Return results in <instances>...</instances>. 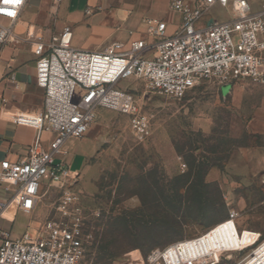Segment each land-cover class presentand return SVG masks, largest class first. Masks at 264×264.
I'll return each instance as SVG.
<instances>
[{"label": "rangeland", "instance_id": "1", "mask_svg": "<svg viewBox=\"0 0 264 264\" xmlns=\"http://www.w3.org/2000/svg\"><path fill=\"white\" fill-rule=\"evenodd\" d=\"M118 87L136 95L151 119V137L138 142L127 115L99 109L86 136L67 142L73 179L55 188L45 182L32 214L6 212L15 216L12 227L2 222L12 236L53 217L69 190L79 196L92 235L80 264H148L151 251L206 231L197 246L205 256L240 250L253 232L264 238V86L209 81L182 100L141 80ZM230 211L238 236L231 224L220 226Z\"/></svg>", "mask_w": 264, "mask_h": 264}, {"label": "built area", "instance_id": "2", "mask_svg": "<svg viewBox=\"0 0 264 264\" xmlns=\"http://www.w3.org/2000/svg\"><path fill=\"white\" fill-rule=\"evenodd\" d=\"M26 2L0 0V18L10 22L8 26L0 24L1 45L10 42L13 26ZM215 6L231 10L232 18L203 22ZM171 8L182 16L181 27L173 35L168 34L165 22L150 18L145 20L146 38L128 44L114 42L101 52L74 47L70 26L48 42L35 45L37 83L45 91L44 106L41 112L25 118V124L37 131L29 157L16 163L0 162V191L11 194L8 199H0V264L81 263L85 244L92 235L85 227L76 193L63 191L54 216L38 227L29 225L18 237L12 236L15 216L10 220L4 214L10 209L15 215L36 212L45 182L47 187L55 188L73 179L75 172L62 159L67 154L64 148L69 140L86 136L99 109L127 115L138 142L151 137V119L133 91L118 87L121 82L141 80L149 88L177 100L209 81L249 80L264 86V3L254 10L249 0H196L195 4L172 0ZM44 136H48L47 141ZM181 168L185 170L186 164ZM229 224L235 229V212L230 211L220 226ZM30 228L38 231L37 237L29 232ZM235 232L238 236L236 229ZM205 233L151 251L147 263L264 264L261 234L253 232L243 248L223 251L218 257L198 251ZM241 252H246L242 260L231 261Z\"/></svg>", "mask_w": 264, "mask_h": 264}, {"label": "crops", "instance_id": "3", "mask_svg": "<svg viewBox=\"0 0 264 264\" xmlns=\"http://www.w3.org/2000/svg\"><path fill=\"white\" fill-rule=\"evenodd\" d=\"M185 1L190 4L196 2ZM171 2L27 0L13 26L10 42L0 44V162L8 160L16 163L27 159L36 141L37 131L25 124V118L41 112L44 106L45 91L37 83V57L34 54L38 42H48L53 35L70 26L74 47L101 52L114 42L128 44L132 40L146 38L145 20L150 18L165 22L168 34L173 35L181 27L182 16L171 8ZM249 3L254 10H258L264 0H249ZM207 15L215 16L214 19L219 22L232 18L231 10L219 6L211 8ZM0 24L8 26L10 22L0 18ZM44 139L47 141L48 136ZM64 149L67 154L62 158L70 168L73 160L68 158L67 144ZM6 193L0 191V199H8Z\"/></svg>", "mask_w": 264, "mask_h": 264}, {"label": "bare ground", "instance_id": "4", "mask_svg": "<svg viewBox=\"0 0 264 264\" xmlns=\"http://www.w3.org/2000/svg\"><path fill=\"white\" fill-rule=\"evenodd\" d=\"M7 212V211H6ZM6 212H5V214H6ZM5 214H4V216H5ZM210 255H214V254H210Z\"/></svg>", "mask_w": 264, "mask_h": 264}]
</instances>
